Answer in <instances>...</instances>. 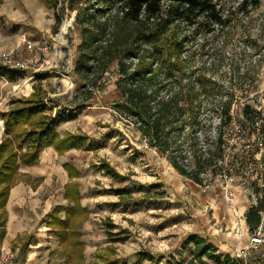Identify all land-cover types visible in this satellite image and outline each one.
<instances>
[{"label": "rangeland", "instance_id": "rangeland-1", "mask_svg": "<svg viewBox=\"0 0 264 264\" xmlns=\"http://www.w3.org/2000/svg\"><path fill=\"white\" fill-rule=\"evenodd\" d=\"M48 1L0 0V64L15 74L13 79L0 77V112L11 108L13 101L29 96L34 86H42L47 93L46 103L53 108L51 115L77 109L73 111L77 112L74 120L57 128L61 138L75 133L88 141L81 149L63 154L50 147L41 153L36 165H21L13 189L18 190L23 225L15 227L20 230L12 240L6 242L5 238L0 243V247H6L13 255L12 264H69L64 247L48 225V214L57 205L71 204L65 198L71 182H77L82 205L88 209L79 238L85 264L99 261L110 245L114 247L112 256L119 264H137L140 253L164 257L161 264L171 258L185 264L192 255L193 246L185 248L184 242L196 229L218 225L220 229H229L226 230L228 235L240 229L241 212L246 215L251 208L264 204V132L249 137L242 117H234L228 126L220 128L219 115L210 112V105L221 97L234 95L232 114H237L244 103L250 104L261 112L264 126V0L250 20L240 16L241 27L232 29L226 52L220 46L224 36L210 35L205 38L209 53H198L183 75H177L183 79L181 85L185 88V78L194 85L197 77L203 74L210 81L209 85L215 84L213 89L219 94L209 99L201 98L204 111L200 119L208 127H203L196 141L188 126L191 120L185 118L178 124L186 142L178 147L177 155L191 167L203 154H216L212 143H217L218 132L222 131L223 140L230 145L233 143L226 155L229 152L231 161L239 158L241 162V168L234 162L230 177L233 179L230 187L235 193L233 204L223 197L226 183L216 175L218 169L211 168L203 176L207 184L213 185L208 196L199 184L173 166L168 155L151 146L138 120L119 106L121 94L116 85V66L98 83L95 82L101 77L100 73L88 79L77 73V62L83 51L82 27L76 21L77 5L83 7L85 4L80 0ZM200 42L202 39L197 43ZM217 47V52L212 53L211 49ZM3 55L10 58L9 65L15 64L14 67L22 70H10ZM232 65L235 69L241 66L242 71L250 70L247 79L243 80L237 72L230 78ZM88 92L92 93L90 100L85 98ZM4 137L5 126L0 116V143ZM262 142L263 145L258 146ZM206 145L211 147H208L210 151ZM102 163H108L128 179L121 182L110 176L100 168ZM67 164L78 171V177L69 175ZM120 188L127 193L120 196L112 190ZM208 201L214 206L207 210ZM6 210L8 234L11 212L8 206ZM261 213L262 225L258 230L252 231L247 224L249 230L244 237L237 238V230L231 233L229 237L235 236L231 248L237 246L241 253L248 251L253 248L251 238L259 232L264 239V208ZM61 215L65 218V214ZM109 225L115 226V232L124 230L123 240L110 241ZM31 233L34 238L28 253L22 257L13 240L18 234L26 238ZM231 253L239 257L236 251ZM72 254L75 257L74 252ZM143 264L150 262L147 260Z\"/></svg>", "mask_w": 264, "mask_h": 264}, {"label": "trees", "instance_id": "trees-1", "mask_svg": "<svg viewBox=\"0 0 264 264\" xmlns=\"http://www.w3.org/2000/svg\"><path fill=\"white\" fill-rule=\"evenodd\" d=\"M80 1L85 6L77 5L76 21L82 27L83 34V51L77 62V73L85 79L100 73L101 77H97L95 82L98 83L105 73L116 66V85L121 94L120 108L138 120L140 129L149 138L151 146L168 155L173 166L183 176L203 185L205 179L202 174L211 168L214 171L218 169L216 175L225 168H235L234 162H240L239 158L231 161L229 152L226 155L228 149L232 150L233 144L229 145L223 140L222 131L218 132L217 143H212L216 154H203L191 167L185 163L184 158L177 155L178 147H183L186 142V137L180 133L182 128L177 127L178 124L185 118L187 121L191 120L188 126L196 141V136L204 130L203 127H208L200 119L204 111L201 98L209 99L219 95L218 90L213 89L216 88L215 84L211 82L212 86L209 85L210 81L203 74L197 77L194 85L189 78H185V88L181 85L183 79L177 75H183L198 53H209L205 38L208 39L210 35L224 36L220 46L226 52L232 29L241 27L240 16L250 20L252 14L260 8L261 0ZM199 39L203 42L197 43ZM217 49L218 47L211 49L212 53L217 52ZM230 68V78L237 72L246 80L250 73V70L242 71L241 66L235 69L232 65ZM0 77L13 79L15 74L0 64ZM233 96L221 97L210 105V112L219 115L220 128L228 126L234 117H242L249 137L262 134L264 126L260 120L261 112L244 103L237 114H232ZM46 98L47 93L42 86L40 88L37 85L29 96L13 101L11 108L0 112L5 126V137L0 143V243L7 234L6 208L11 190L20 175L21 165H36L41 153L49 147L63 154L71 149H81L86 140L88 141L83 135L75 133L61 138L57 128L64 122L74 120L77 112L73 111L77 109L71 113L60 112L53 116V108L46 103ZM85 98L90 100L92 93L88 92ZM190 149H193V145ZM226 156L230 158L228 161L225 160ZM220 162L227 167L221 166ZM66 167L72 178L78 177L79 173L72 165L67 164ZM100 168L121 182L128 179L108 163H102ZM112 190L120 196L127 193L123 188ZM65 198L73 206L57 205L48 214V225L64 247L63 253L68 257L69 264H85L80 254L79 238L80 226L88 214V209L82 205L77 182L68 185ZM263 208L262 203L246 213V222L252 231L258 230L262 225ZM109 226L110 241L123 240L124 230L115 232V226ZM33 238V233L26 238L18 235L16 244L19 246L20 256L25 257L28 253ZM189 246H193L192 255L185 264H264V244L257 249H249L239 257L221 253L208 239L197 234L187 237L184 247ZM107 250L100 255L99 261L88 264H119L112 256L114 247L110 245ZM140 256L137 264H143L147 260L150 264H161L165 260L164 257L155 258L150 253H140ZM164 264L182 263L171 258Z\"/></svg>", "mask_w": 264, "mask_h": 264}, {"label": "crops", "instance_id": "crops-1", "mask_svg": "<svg viewBox=\"0 0 264 264\" xmlns=\"http://www.w3.org/2000/svg\"><path fill=\"white\" fill-rule=\"evenodd\" d=\"M50 148V147H49ZM48 149V148H47ZM15 189H17V188H14V189H12L11 190V194H10V198H9V201H8V204H7V206H9V204H10V202H11V198H12V195H13V191L15 190ZM17 192H18V190H17ZM208 196H209V194H208ZM234 203V202H233ZM232 203V204H233ZM213 203L212 202H207L206 203V209L208 210L209 208H213ZM241 214H242V217H243V219H241L240 220V223L242 224L241 225V227H240V229H231V230H233L231 233H234L235 232V230H237L236 232H235V234H236V236H237V238H241V237H244L245 236V231L247 232L249 229H247V222H246V215L244 214V212L242 211L241 212ZM11 220H12V213H11ZM10 220V221H11ZM216 224H218V223H216ZM14 225V224H13ZM217 227H218V225H215L214 227L213 226H211L210 228H208V229H196L197 231L195 232V234H197V235H199V236H202V237H204V238H206V239H208V241L209 242H211V243H213L219 250H220V252L221 253H225L226 252V254H230V255H232V251L233 252H235V251H237V250H239L238 249V247L237 246H234V248H231V245L233 246L234 245V242H233V240H235V236L232 238V237H229V236H232L231 235V233L228 235V233L226 234V230H229V229H220L219 227H218V229H217ZM244 227V228H243ZM243 228V229H242ZM18 230H20V229H16V230H14V231H9V229H8V234H6V242L7 241H10V240H12L11 238H12V236L18 231ZM18 235H22V234H18ZM18 235L15 237V239L13 240L15 243H16V239H17V237H18ZM23 236V235H22ZM230 239H232V241L230 240ZM5 240V239H4ZM3 240V241H4ZM226 241H228V243L227 244H225L226 243ZM18 248H19V246H18ZM233 256V255H232Z\"/></svg>", "mask_w": 264, "mask_h": 264}, {"label": "built area", "instance_id": "built-area-1", "mask_svg": "<svg viewBox=\"0 0 264 264\" xmlns=\"http://www.w3.org/2000/svg\"><path fill=\"white\" fill-rule=\"evenodd\" d=\"M2 58L8 62L6 64H8L7 66H9L10 70H12L13 72H17L19 70H22V69L14 67L15 64L9 65V62H11V60H10V58H8V56L3 55ZM17 66H20V64H18ZM22 66L25 69L24 65H22ZM260 145H262V144L260 143ZM228 159H229V156H227V158L225 160L228 161ZM239 164H240L239 162L236 163V166L238 165L237 168H241ZM232 169L233 168H230V169L225 168L222 171H220V173H219V177L224 178L225 183H226L225 186L223 187V192H222L224 195L223 197H224L226 202L231 203V204L235 200V193L230 187V183L233 180L232 178H230L233 175ZM205 174L206 173H203L202 177L205 176ZM200 188L202 189L203 193L208 194L212 190L213 185L207 184L206 180H204V184L200 185ZM263 244H264V239L262 238V235L260 234V232L251 238V246L253 248L257 249L259 246H261ZM236 253H237V256H243L245 254V252L241 253L240 250H237ZM12 260H13V255H11L9 251H7L6 247H0V264H12Z\"/></svg>", "mask_w": 264, "mask_h": 264}, {"label": "bare ground", "instance_id": "bare-ground-1", "mask_svg": "<svg viewBox=\"0 0 264 264\" xmlns=\"http://www.w3.org/2000/svg\"><path fill=\"white\" fill-rule=\"evenodd\" d=\"M17 189L13 191L11 202L8 206V209L12 213V220L10 221L9 231L16 230L15 227H21L23 225V214L19 207V197ZM15 223V225H13Z\"/></svg>", "mask_w": 264, "mask_h": 264}]
</instances>
